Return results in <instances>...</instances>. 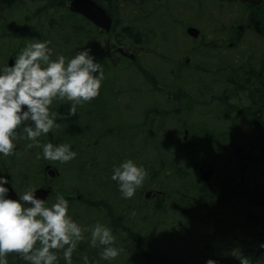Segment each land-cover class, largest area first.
I'll return each mask as SVG.
<instances>
[{
	"label": "rangeland",
	"instance_id": "rangeland-1",
	"mask_svg": "<svg viewBox=\"0 0 264 264\" xmlns=\"http://www.w3.org/2000/svg\"><path fill=\"white\" fill-rule=\"evenodd\" d=\"M112 1L117 8L114 21L120 26L104 33L83 24L79 36L69 29L80 25L75 22L79 18L67 12L48 10L32 0H5L3 10L0 4V173L23 198L42 185L53 188L46 203L14 206L0 222V264H209L213 253H239L237 241L215 240L210 231L197 235L188 228L199 218L197 211L207 213L205 201L212 200L216 188L230 176L240 182L244 160L249 162L245 182L264 183L256 158L238 149L245 142L233 141L251 139L253 150L262 152L264 135L254 130L251 136L239 110L224 122L198 118L192 109L197 96L204 97L197 99L201 106L219 91L186 87L176 77L156 76L150 87L182 89L184 99L169 102L158 91L151 93L149 104L138 93L149 86L144 78L126 62L112 66L105 56L122 27L131 26L135 37L145 39L148 52H169L184 62L183 48L200 44L185 39L187 9L203 36L208 33L206 11L200 1L182 0V19L166 22L158 9L147 19L146 0ZM39 11L51 20L55 15V21L40 17ZM158 43L171 45L161 51ZM204 53L195 55L193 63L210 67ZM11 56H16L12 68ZM207 80L204 77L205 85ZM100 90L104 136L98 139L100 118L89 94ZM63 100L71 103L66 109L71 117L59 108ZM156 106L171 113L143 124L139 110ZM124 107L129 110L120 113ZM116 114L123 117L118 120ZM64 115L70 119H61ZM81 115L89 130L84 139L78 126L69 129L67 122L79 124ZM53 119L67 133H54ZM124 121L135 124L130 128ZM110 129L118 130L117 149H112L116 143ZM46 164L59 174L49 176ZM205 167L214 170L209 181L200 179ZM150 190L157 194L146 198ZM186 208L197 210L188 214Z\"/></svg>",
	"mask_w": 264,
	"mask_h": 264
},
{
	"label": "flooded vegetation",
	"instance_id": "flooded-vegetation-1",
	"mask_svg": "<svg viewBox=\"0 0 264 264\" xmlns=\"http://www.w3.org/2000/svg\"><path fill=\"white\" fill-rule=\"evenodd\" d=\"M34 1L32 0L33 3L38 2V0L36 2ZM187 1H200L201 10L206 11L207 14L208 33H206V36H203L202 32H200L199 38H193L189 35V27H197V24L190 21L192 13L191 10L187 9V22L184 28V33L186 34L185 39L193 42H198L200 40V44L198 46H185L183 48L186 51L184 62L176 61L173 54L169 52H148L146 47L147 43L144 42L145 39L142 42L140 38L129 37H116L114 39L115 42L109 44L105 50V56L112 66H118V64L126 62L134 73L144 78V81L148 83L149 86L144 85L140 87L138 93L145 98L144 100L147 103H153L151 93L157 94L159 92L161 94V99L163 98L162 94L166 95L169 102L175 99H180L181 101L184 99V91L182 89H171L169 87H162V89H159L157 87V90H154L156 87H150V80L156 78V76L176 77L177 80H180L179 83L186 87L201 86L202 89H204L206 86V89L214 90L215 92L218 90L220 94H214L212 101L208 103L203 102L201 106L198 100L204 99V97L199 98L197 96L198 100H195L197 104L193 106L192 109L196 110L198 118L206 119V121L210 119L213 122L214 120L224 122L230 119L231 115L237 114L238 112L243 118L242 120L247 123V127H249L248 131H252L251 136L253 131L256 130L257 135L263 138L264 130L252 129L251 126L254 122L264 126V0L257 3L241 0ZM181 2L182 0H146V6L148 8L147 19L158 9L161 11L159 15L161 20H165L166 22L178 21L182 19L183 8H181V6H183V4H181ZM100 31L103 32L102 30ZM86 40L93 39L89 38ZM203 40L205 42L201 43ZM158 44L162 48L161 51L169 50L171 45V43ZM191 45L193 44L191 43ZM204 52L207 54V57L210 58V67H204L193 63L195 55H200ZM47 54L48 53L45 55ZM15 57L16 56H11L8 60V65L11 68L16 64ZM114 62H116V64H114ZM154 62L158 63V65H155ZM168 66H173V68ZM121 73H124V71H121ZM204 77H208L207 85L204 83ZM60 82L62 85L64 81ZM89 98H94L95 100L93 104H95L98 118H100L98 124L101 125V127H96V135L99 136L98 139H101V137L104 136L102 127V91L100 90L98 95L94 93V96L89 94ZM230 99H233L234 102L232 103ZM163 102L168 104L166 100ZM230 103L233 104V106H231ZM172 104H174L175 110V103L173 102ZM70 105L71 103L69 101L63 100L59 108H65L64 113L71 117L70 111H66ZM180 106L182 109L186 107L184 102H182ZM126 108L129 110L128 107H124L121 108L122 110H119V112L121 113ZM143 110L144 115L142 114ZM143 110H139V114L143 119L142 123L148 125L152 124L156 119L162 117L167 118V115L171 113L161 110L158 106L154 107V109L146 107L143 108ZM176 112H180V107L177 108ZM178 114L180 119H182V115L180 113ZM75 116H78V114H75L72 118ZM117 116L116 114L115 117L118 120L123 117ZM60 117L61 119H70L66 115ZM80 121L79 124L78 122H72V120L67 122L69 123V129L71 127L75 129V127L77 128L78 126L80 131L79 137L84 139L87 134L86 132H89V130L85 122H82V115ZM223 122H221V124H224ZM122 123L128 125L130 128L135 124L134 121H124ZM51 127H53L54 133L61 136L67 133L60 128L59 122H55L54 119ZM84 130L86 131L84 132ZM201 132L204 138L207 132L204 130ZM238 132L240 133V131ZM222 134L223 136L227 135L226 132ZM109 135H112L116 143L114 144V148L111 146L112 149H117L115 147L118 145V130L115 132L114 129H110ZM96 142L98 143V141ZM255 155L258 157L259 155L264 156V151H256ZM244 162L249 165L247 160H244ZM257 163L262 169L260 170V174L264 177V161L260 159ZM48 165L50 164H46L45 168ZM203 169L206 170L208 168L205 167ZM58 174L57 172V175ZM240 180L241 182H245L246 176L245 181H242L241 176ZM262 181L263 180H260L258 183H262ZM42 186L50 187L53 191L51 185ZM152 194L155 196L157 192L153 191Z\"/></svg>",
	"mask_w": 264,
	"mask_h": 264
},
{
	"label": "trees",
	"instance_id": "trees-1",
	"mask_svg": "<svg viewBox=\"0 0 264 264\" xmlns=\"http://www.w3.org/2000/svg\"><path fill=\"white\" fill-rule=\"evenodd\" d=\"M2 3L1 9L3 10L6 6L4 1L0 0ZM7 1V0H6ZM99 4H101L107 12L113 16L117 8L115 6L116 2L112 0H96ZM40 4H46V9H54L55 11H64L68 13L70 18L76 17L82 26H76L74 24L69 26V29L73 31L75 35H81L83 32V24L86 27L92 25L91 22L83 18L81 15L77 13H72L68 8H66L65 0H38ZM7 4V2H6ZM42 11V8H41ZM40 15H46L49 20H51V16L48 13L38 12ZM43 15V16H44ZM54 18L52 21H55V15H52ZM62 21L65 19L62 17ZM58 24L61 25V28H65L64 24L58 20ZM118 24V20H115L113 23L112 30H115ZM60 27V26H59ZM119 37H133L138 36L134 34L133 28L131 26L122 27L121 31L117 33ZM252 129H263L264 126L254 122L251 126ZM236 138L233 141L245 142V144H240L238 147L240 151L243 149L248 151L249 155L253 159L256 160L262 159L264 161V156L256 154V151L253 149V144L251 139H242ZM227 183H229L227 185ZM258 182L254 184L248 185L247 183L241 184L240 182L235 183L231 176L226 180V184L222 183L218 188H216L212 192V200L205 201V207L207 209V213L202 215L201 211H197L199 218L193 222L190 229L194 234L199 233V235L205 234L206 231H210L211 234L209 237L217 239H224L230 241H237V250L238 254L236 257L230 256H219L218 253H213L212 258L210 257L209 264H264V209L262 212H259L255 205V195L256 193V185ZM246 198V199H245ZM264 202V200H263ZM203 203V204H204ZM245 206L242 208L241 206ZM264 208V206H263ZM194 210L192 208H186V213H193ZM194 214L191 215V217ZM198 235V234H197Z\"/></svg>",
	"mask_w": 264,
	"mask_h": 264
},
{
	"label": "water",
	"instance_id": "water-1",
	"mask_svg": "<svg viewBox=\"0 0 264 264\" xmlns=\"http://www.w3.org/2000/svg\"><path fill=\"white\" fill-rule=\"evenodd\" d=\"M70 1V10L74 13H79L83 15L85 18L91 20L99 27L103 28L106 31H109L112 26V17L106 12V10L99 5L95 0H69ZM233 1V0H231ZM241 1H251L254 3L259 2L260 0H241ZM189 33L198 37L200 31L194 27L189 28ZM116 64V62H114ZM248 165L244 163L240 167V173L242 177V181H244L245 172L247 170ZM49 168V167H48ZM214 173L213 169L205 170L201 179L208 181L210 176ZM49 174L51 176H55L56 172L54 170H49ZM50 188H37L32 190L25 196V202L30 205H36L39 203H43L47 200L50 195ZM151 191L147 192L146 197L149 198L151 195ZM20 197L15 188L11 185L8 179L0 176V221L6 219L9 209L20 203Z\"/></svg>",
	"mask_w": 264,
	"mask_h": 264
},
{
	"label": "bare ground",
	"instance_id": "bare-ground-1",
	"mask_svg": "<svg viewBox=\"0 0 264 264\" xmlns=\"http://www.w3.org/2000/svg\"><path fill=\"white\" fill-rule=\"evenodd\" d=\"M256 193H254L255 195V198H254V201H255V205L254 207L258 209L259 212H262V210L264 209L263 206H264V183H258L256 185ZM246 199V198H245ZM242 208H245V206H241Z\"/></svg>",
	"mask_w": 264,
	"mask_h": 264
}]
</instances>
